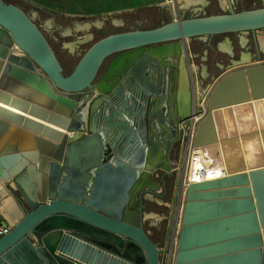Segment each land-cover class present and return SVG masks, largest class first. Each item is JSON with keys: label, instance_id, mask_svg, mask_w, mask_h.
<instances>
[{"label": "water", "instance_id": "water-1", "mask_svg": "<svg viewBox=\"0 0 264 264\" xmlns=\"http://www.w3.org/2000/svg\"><path fill=\"white\" fill-rule=\"evenodd\" d=\"M263 28L264 10L175 18L107 35L65 76L39 33L0 1V92L58 123L67 118L59 143L45 149L24 121L9 136L14 118H0V181L19 194L20 209L0 236V264H159V247L141 227L142 198L159 191L156 172L172 175L178 132L165 123L177 128L189 117L177 104L181 43ZM18 84L31 90L17 93ZM259 102L264 62L225 73L204 101L194 147L219 140L213 118L220 109ZM256 165L187 187L173 264H264L263 160Z\"/></svg>", "mask_w": 264, "mask_h": 264}, {"label": "rangeland", "instance_id": "rangeland-1", "mask_svg": "<svg viewBox=\"0 0 264 264\" xmlns=\"http://www.w3.org/2000/svg\"><path fill=\"white\" fill-rule=\"evenodd\" d=\"M0 1L16 9L17 12L32 25L33 29L39 33L53 54L56 62L60 65L61 71L65 76L71 73L77 61L93 43L105 38L107 35L145 30L170 20L169 14L158 7V5L164 3L165 0H153L152 2H148V4L146 2H136V0ZM231 10H225L222 15L241 12L238 10H232L231 12ZM256 10H264V2H256L254 5L250 6L248 10L242 12ZM209 11L213 12V8ZM202 17L204 16L190 17L186 15L183 17V20ZM222 40H226L230 43L232 53L234 54L233 61L239 63L240 67L249 66L255 62L264 60V28L250 32H234V34H226L225 36H218V38L214 37L211 39L212 43H214V47L210 53L205 55L206 61L204 62L199 58L197 61H194V66L196 68L198 66L195 72L196 76L202 74L203 65L204 67L206 65L208 71L211 70L208 64L212 63L215 58L219 59L220 57L226 59L223 54L216 50V44L218 42L220 43ZM195 47L199 48L197 44ZM220 47L222 49L221 43L218 48ZM242 55H245L247 59L242 61ZM252 55L254 57H251ZM189 76H191L190 73ZM214 83L216 82H211L209 80L201 81V85H199L201 88L200 96L204 98L209 92V88L212 87ZM0 99L2 100V98ZM4 103L18 109L21 113L29 114L43 122L46 121L51 124L57 122L53 117H42V115L39 112H35L33 108L27 109V107H23L15 102L9 103L7 101ZM197 104H199V102L196 103V105ZM4 115L6 114L0 113L2 118H4ZM7 117L9 119L13 118L9 115H7ZM9 119L5 120L8 121ZM15 119L16 118H14V121ZM14 124L17 125V122H14ZM21 127L37 134H42L44 137L51 138V136H53L46 130V134L44 135L45 132H42L43 130H41V128L25 122ZM260 134L264 137L263 127L260 129ZM177 151H175L176 158L173 163L177 161ZM175 181V175L166 177L164 185L161 187V192H159L158 195L161 203H158L159 205L151 203L150 206L147 207V209L154 211L159 216V218H157V220L159 219L160 221L158 235L163 238L159 248L165 244L169 227L173 221V187ZM0 185H5V183L0 181Z\"/></svg>", "mask_w": 264, "mask_h": 264}, {"label": "bare ground", "instance_id": "bare-ground-1", "mask_svg": "<svg viewBox=\"0 0 264 264\" xmlns=\"http://www.w3.org/2000/svg\"><path fill=\"white\" fill-rule=\"evenodd\" d=\"M226 48L228 49V47ZM11 49L15 54H20V51L15 47H12ZM241 58L242 61L247 59L245 55H242ZM188 82L189 76L186 68L181 61L179 66L178 92L180 99L179 107L181 108L182 112H185L187 110V100L189 95ZM21 85L22 84H18L14 91L20 93L22 91L28 92L31 90V86L25 88L20 87ZM207 95L204 97L203 101L201 100L202 107ZM12 96L13 94L11 95L8 93H4L3 91L0 92V98H2V100L0 99V113H4L6 115H9L11 118L13 117L18 119H15V122L17 123L24 121L27 124H31L35 127L41 128V130H43L42 132H45L44 135L46 134V131H48L49 134H52L53 136H51V138H48L44 137L42 134L35 133L37 141L39 142V144H41L42 148L45 149V147L49 146L50 144L57 145V143H59L60 141L61 136L65 133V124L67 122V118L64 117V119H59L60 123L55 122L54 124H51L46 121L43 122L40 119H37L29 114L27 115L21 113L14 107L6 105L4 102L8 101L9 103H18L23 107H27V109L30 107L29 103H24L18 97H15V99H13ZM198 102L199 100L194 102L195 105ZM258 105L260 107L249 105L248 108L244 107L243 105H239L236 112L233 108H230L228 110L220 109V111L215 114L213 121L215 123L219 140L216 142H208L204 145L195 147L196 149L193 150L192 154L194 159L191 166L194 175L190 176L189 180H199V171L202 167H200L201 165L197 162H199L200 158L205 159V161L207 160L209 163H207L206 168H202L205 176H207V178L209 179H219L227 174L236 173L238 172V170L246 169L248 166H260L256 165L259 160H263L264 162V137L261 136L262 134H260V129L262 127L264 128V103L259 102ZM33 109L35 112H39L42 117L45 116V118H47L50 116V112H48L47 110L41 109L39 107ZM180 116L182 115L180 114ZM0 118L4 119L1 116ZM57 119L58 118L56 117L55 120L57 121ZM199 121L200 119H198L197 123ZM17 125H15L14 122L10 123L9 126L12 127V130L9 132V136L13 134L14 130L17 128ZM29 131L33 133V131L31 130H28V132ZM251 131L255 133L257 145L251 142V138L249 136ZM2 203L3 204L0 208L4 210L6 209L7 212H10L8 200Z\"/></svg>", "mask_w": 264, "mask_h": 264}, {"label": "crops", "instance_id": "crops-1", "mask_svg": "<svg viewBox=\"0 0 264 264\" xmlns=\"http://www.w3.org/2000/svg\"><path fill=\"white\" fill-rule=\"evenodd\" d=\"M152 2L153 0H136V2H142L147 3ZM256 2L262 3L264 0H173V4H165L160 3L158 7L163 10L164 12H167L170 16V20L164 23H160L158 25H155L153 28L145 29V30H151L155 27H159L165 24L170 23L171 20L175 18H179L180 20H183L184 16L188 15L190 17H198V16H204V17H216L218 15H222L225 10L232 9V10H238V11H246L250 8V6L254 5ZM213 8V12L209 11ZM226 34H218L217 36H210V37H199V38H190L186 39V41L182 42L183 47H185V59H188L189 63L186 65L182 58L180 59L184 65V67L187 70L188 76L189 73L191 76H189V82H188V102H187V110L185 112L181 111V108L179 107V92H178V85H177V99H178V108L179 112L182 116H188L191 114L193 108H192V101L196 102L197 100H200V90L201 88L199 85H201V81H211V82H217L220 77H222L225 73L230 72L234 70L235 68H239L240 64L233 61L234 54L232 53L230 43L226 40H222L221 47L218 48L220 43L218 42L216 44V50L217 52H220L221 54L226 57V59H222L219 57V59H216L212 61V63L208 64L211 68V70L208 71L206 65L202 66L203 72L200 74V76H196V70L198 69L194 66V61H197L198 58L202 61H206L205 55L207 53H210L213 50L214 43H212L211 39L214 37L218 38V36H225ZM227 43V44H226ZM198 45L199 48H196L195 45ZM229 47L227 49L226 47ZM259 62H264L259 61ZM255 62V63H259ZM181 63V62H180ZM254 64V63H253ZM232 65V66H230ZM213 67V68H212ZM179 76V73H178ZM193 79V80H192ZM178 84H179V77H178ZM215 84V83H214ZM210 87V85H209ZM212 87L209 88V90ZM208 94V93H207ZM206 94V95H207ZM170 158V163L173 165V161L176 158V153H172ZM165 174L161 172H156L153 176L156 182L160 183L159 191H157L155 194H145L143 195V201L142 205H144V210L142 213V230L146 233V235L150 238V240L156 245L160 246L163 238L158 235L159 232V216L152 210L147 209L148 206H150L151 203H154V205H159L158 203H161L159 199V192H161V187L164 184L165 180ZM8 185H0V207L2 206V202L8 200V205L10 212H7L6 209L0 208V218L3 220L7 225H9L10 229L13 226L15 222V217L20 213L18 200H17V192L13 188H8ZM4 200V201H3ZM163 217V216H161ZM156 218V219H155Z\"/></svg>", "mask_w": 264, "mask_h": 264}, {"label": "built area", "instance_id": "built-area-1", "mask_svg": "<svg viewBox=\"0 0 264 264\" xmlns=\"http://www.w3.org/2000/svg\"><path fill=\"white\" fill-rule=\"evenodd\" d=\"M167 5L173 4V0H165L164 2ZM202 98L199 101V104L195 105L194 100L192 101V112L188 118L183 121H180L179 124V135H178V153L177 161L171 166L170 172L172 175H175L176 181L174 184L173 190V217L172 223L169 227L167 233V239L165 244L159 248V264H173L175 257V248L177 241V231L180 224V214L182 209V202L184 199V194L187 190V187L193 183H201L209 180H215L218 178H207L202 168L207 167L208 161L205 159H199V163L202 167L200 169L199 180H189L190 176L194 175L192 172V161H193V150L196 149L193 145V137L195 129L198 124V119H201L204 115V107H202ZM198 161V160H197ZM209 164V163H208ZM10 231L9 225H7L0 218V236L7 234Z\"/></svg>", "mask_w": 264, "mask_h": 264}, {"label": "flooded vegetation", "instance_id": "flooded-vegetation-1", "mask_svg": "<svg viewBox=\"0 0 264 264\" xmlns=\"http://www.w3.org/2000/svg\"><path fill=\"white\" fill-rule=\"evenodd\" d=\"M251 57H254L253 55L251 56ZM184 61H185V63H186V65L189 63V61H188V59H185V58H182ZM174 72H173V70L172 69H168L167 70V73H166V77H167V80H168V90H167V94L168 95H170V91H171V89H172V84H173V82H174V74H173ZM163 74L164 73H162V72H160V75L161 76H163ZM143 104V109H144V111H146L147 110V106H146V103H142ZM166 124V126H167V128H168V130L172 133V134H176L177 132H178V135H179V126L176 128V126L173 124H168V123H165ZM147 132H148V127H147ZM177 149H178V142H175L174 144H173V146H172V153H175V151H177ZM5 185H8V184H5ZM8 187V186H7ZM9 188V187H8ZM19 195V194H18Z\"/></svg>", "mask_w": 264, "mask_h": 264}]
</instances>
